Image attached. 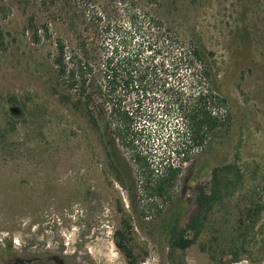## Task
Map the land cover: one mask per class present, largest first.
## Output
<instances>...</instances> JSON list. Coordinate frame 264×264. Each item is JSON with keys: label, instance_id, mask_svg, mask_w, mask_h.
Returning a JSON list of instances; mask_svg holds the SVG:
<instances>
[{"label": "rangeland", "instance_id": "374dc122", "mask_svg": "<svg viewBox=\"0 0 264 264\" xmlns=\"http://www.w3.org/2000/svg\"><path fill=\"white\" fill-rule=\"evenodd\" d=\"M57 39L66 55L85 49L98 69L102 94L89 108L103 103L99 131L117 135L113 102L145 122L135 150L117 142L129 169L122 180L82 108L58 100ZM0 44V264H127L114 242L123 217L137 264H264V208L253 228L238 224L264 203V0H0ZM111 52L134 87L121 82L108 95ZM200 91L216 124L198 145L188 140L184 156L170 152L179 174L156 195L133 154L167 159L177 136L187 138L183 113ZM228 163L241 175L232 193L190 246L172 247L196 186Z\"/></svg>", "mask_w": 264, "mask_h": 264}, {"label": "trees", "instance_id": "16d2710c", "mask_svg": "<svg viewBox=\"0 0 264 264\" xmlns=\"http://www.w3.org/2000/svg\"><path fill=\"white\" fill-rule=\"evenodd\" d=\"M29 26L33 29L31 34L32 41L38 42L40 35L38 34V30L32 27L31 19H29ZM64 49L63 42L57 39V52L54 57V64L56 66V73L66 88L64 92H56L58 100L63 103H72L76 108H82L83 114L87 117L91 125L99 131V121L101 118H104L103 103L97 105L98 109L97 111L95 110L96 112L89 108L93 96L102 94L99 78L98 76L96 77L98 69H93L89 60L90 57H88L85 49L83 50L84 53L75 55H66ZM194 53L197 54L196 51ZM102 71L105 74L103 77L105 88L109 87L104 92H108V95L110 94L109 89L114 90L121 82L125 83V85L122 84L125 88L129 86L130 88L134 87V84L132 85L130 83L131 81L128 82L123 76H120L123 74V69L120 63L115 61L113 52L105 56ZM72 89L78 91L76 97H74L75 94L70 92ZM206 99V94H203L202 91L198 92L195 96L194 103L183 113L187 138L180 139L181 136H177L179 141L173 146V150H169L167 159L162 158L157 162L154 158L152 159L148 155L141 154V152H135L133 154V161L143 168V173L146 172L144 186L152 189V192L156 195L162 196L167 188L172 187L179 174L178 166L174 165L172 160H170L172 159L170 152L176 155L183 154L184 156L185 146H188L187 141L192 140L198 145L204 139L206 135L205 131L210 130L216 124V117L205 110ZM199 104L202 105L199 106ZM134 111L133 108L126 109L119 102L109 103L108 113L110 114L109 117L115 121L114 129L117 135L111 136L107 129L106 131H99L108 164L117 178L121 180L123 179L122 176L124 173H128L129 169L127 162L120 153L117 142L120 141L123 146L135 150L140 144L141 136L139 134L141 133L139 132H141V127L145 123L140 118L138 120L136 115H134ZM153 163L159 167V169H156V173H154ZM240 177L241 175L235 164L228 163L216 166L211 170V178L207 188L204 185L196 186L194 199L195 211L190 215L188 223L177 231L171 228L170 244L172 247L184 250L191 245L194 237L196 238L202 224L207 219L214 203L232 193L228 185L229 183H232V186L236 185ZM132 185L133 180L128 179L127 186ZM263 208L264 203L259 202H256L253 206H249L245 210L243 218L238 220L239 226L242 228L247 219L249 221L247 227L253 228ZM132 230L133 227L129 223V219L123 217L121 218V226L114 231L115 245L124 255L127 264L138 263L137 257L130 246ZM189 230L193 231V237L186 236V232ZM233 255L235 257L234 259H236V253H233Z\"/></svg>", "mask_w": 264, "mask_h": 264}, {"label": "water", "instance_id": "95a60500", "mask_svg": "<svg viewBox=\"0 0 264 264\" xmlns=\"http://www.w3.org/2000/svg\"><path fill=\"white\" fill-rule=\"evenodd\" d=\"M11 111H12V112H15V111H16V108H11Z\"/></svg>", "mask_w": 264, "mask_h": 264}, {"label": "flooded vegetation", "instance_id": "af4514ba", "mask_svg": "<svg viewBox=\"0 0 264 264\" xmlns=\"http://www.w3.org/2000/svg\"><path fill=\"white\" fill-rule=\"evenodd\" d=\"M17 262H20L19 260H17Z\"/></svg>", "mask_w": 264, "mask_h": 264}, {"label": "built area", "instance_id": "2783aa9c", "mask_svg": "<svg viewBox=\"0 0 264 264\" xmlns=\"http://www.w3.org/2000/svg\"><path fill=\"white\" fill-rule=\"evenodd\" d=\"M183 155V154H182Z\"/></svg>", "mask_w": 264, "mask_h": 264}]
</instances>
